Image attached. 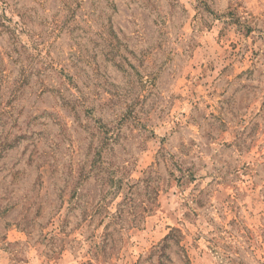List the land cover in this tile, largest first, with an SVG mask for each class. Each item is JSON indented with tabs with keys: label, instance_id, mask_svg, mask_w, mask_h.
<instances>
[{
	"label": "rangeland",
	"instance_id": "1",
	"mask_svg": "<svg viewBox=\"0 0 264 264\" xmlns=\"http://www.w3.org/2000/svg\"><path fill=\"white\" fill-rule=\"evenodd\" d=\"M0 264H264V0H0Z\"/></svg>",
	"mask_w": 264,
	"mask_h": 264
}]
</instances>
